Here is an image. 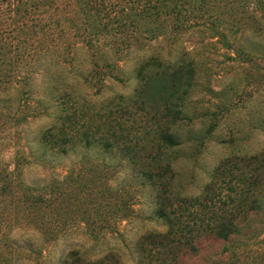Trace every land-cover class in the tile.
<instances>
[{"label": "rangeland", "instance_id": "1", "mask_svg": "<svg viewBox=\"0 0 264 264\" xmlns=\"http://www.w3.org/2000/svg\"><path fill=\"white\" fill-rule=\"evenodd\" d=\"M31 5L38 6L36 13L16 15L15 5L0 3V21L9 17L13 24L0 38L10 42L2 49L7 64L0 65V81L8 76L22 98L19 106L0 109V264H71L76 255L107 253L119 264H138L142 257L153 261L152 251L159 248L140 239L163 229L152 217L154 193L131 188L139 172L126 165L121 143L105 148L111 132L120 131L106 124L108 100L121 103V96L131 95L144 59L193 61L194 86L177 126L180 145L168 156L173 191L200 195L222 161L264 151V17L260 28L226 38L192 31L176 42L159 37L142 49L132 45L113 52L108 37L86 29L84 0ZM127 31L132 38L139 35L133 27ZM163 89L154 80L153 101ZM8 94V102L16 100L14 90ZM64 113L79 122L76 133H83V122H92L88 130L94 140L85 143L77 134L64 152L51 146L43 136ZM35 199L42 207L30 204ZM255 234L253 248L261 256L253 264H264V231ZM223 246L207 238L198 254L180 256L175 264H219L226 257Z\"/></svg>", "mask_w": 264, "mask_h": 264}, {"label": "trees", "instance_id": "2", "mask_svg": "<svg viewBox=\"0 0 264 264\" xmlns=\"http://www.w3.org/2000/svg\"><path fill=\"white\" fill-rule=\"evenodd\" d=\"M2 1L15 5L11 12L16 15L29 13L32 9L34 14L38 9V6L31 5L34 0H0V3ZM84 2V8L87 7L85 17L83 15L86 29L91 34L108 37L109 48L113 52L132 45L142 49L159 37L176 42L181 35L192 31L201 35L205 30L213 37L226 38L247 28H260L264 17V0ZM7 18L0 21V38L13 25ZM131 27L138 32L137 38H132L127 31ZM117 33L119 36H115ZM9 43L0 39V65L3 61L7 64V54L2 49L8 48ZM195 74L194 63L189 58L149 57L135 70L131 95L121 96V103H115V98L108 100L106 124L111 128L118 125L120 131L118 135L111 132L105 148L110 150L122 144L119 151L126 165L139 172L138 182L131 188L154 193L152 217L163 227L141 235L140 240L150 242L159 250L152 251L155 255L153 261L142 257L138 264H175L180 256L198 254L199 244L207 238L221 241L224 245L222 253L226 257L219 259V264H253L261 256L253 248V240L257 237L255 232L264 231V151L231 156L222 161L200 195L187 197L173 191L174 167L168 153L180 145L177 126L183 119L185 100L194 86ZM156 79L164 89L163 95L153 101L150 89ZM11 90L17 98L8 102ZM19 92L8 76L0 81V109L8 111L12 106H19L22 99ZM68 97L67 101L73 99ZM117 109L121 112L115 116ZM77 123L64 113L59 124L51 126L43 137L61 152L69 142L75 141L77 134L85 143L94 140L88 130L92 122L82 123V134L75 132ZM214 126L211 125L208 132ZM2 189L0 186V191ZM23 202L25 198L21 205ZM30 204L42 207L38 199ZM253 226L255 232L250 234ZM92 235L96 238V234ZM141 245L140 252L143 251ZM144 253L148 255V252ZM71 264H119V260L111 253L101 257L76 255Z\"/></svg>", "mask_w": 264, "mask_h": 264}]
</instances>
